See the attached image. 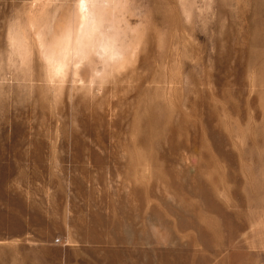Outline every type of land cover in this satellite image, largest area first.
Returning a JSON list of instances; mask_svg holds the SVG:
<instances>
[{"label": "rangeland", "instance_id": "374dc122", "mask_svg": "<svg viewBox=\"0 0 264 264\" xmlns=\"http://www.w3.org/2000/svg\"><path fill=\"white\" fill-rule=\"evenodd\" d=\"M0 264H264V0H0Z\"/></svg>", "mask_w": 264, "mask_h": 264}, {"label": "bare ground", "instance_id": "6f19581e", "mask_svg": "<svg viewBox=\"0 0 264 264\" xmlns=\"http://www.w3.org/2000/svg\"><path fill=\"white\" fill-rule=\"evenodd\" d=\"M81 2H83V1H81ZM81 4H82V3H81ZM79 6H80V5H79ZM82 7L84 8V7H85V4H83ZM85 12H86V11H85Z\"/></svg>", "mask_w": 264, "mask_h": 264}]
</instances>
